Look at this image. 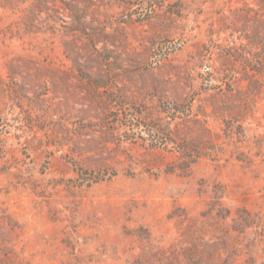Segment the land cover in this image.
<instances>
[{
	"label": "rangeland",
	"instance_id": "1",
	"mask_svg": "<svg viewBox=\"0 0 264 264\" xmlns=\"http://www.w3.org/2000/svg\"><path fill=\"white\" fill-rule=\"evenodd\" d=\"M0 264H264V0H0Z\"/></svg>",
	"mask_w": 264,
	"mask_h": 264
}]
</instances>
